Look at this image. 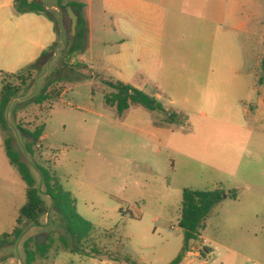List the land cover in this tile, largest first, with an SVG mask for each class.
Returning <instances> with one entry per match:
<instances>
[{
  "label": "rangeland",
  "instance_id": "obj_1",
  "mask_svg": "<svg viewBox=\"0 0 264 264\" xmlns=\"http://www.w3.org/2000/svg\"><path fill=\"white\" fill-rule=\"evenodd\" d=\"M35 1L57 19L61 41L30 68L0 67V94L7 85L16 90L6 112L9 129L0 128V236L12 240L23 229L0 250V264L11 258L23 264L24 243L40 235L52 248L36 264H161V249L182 233L187 188L225 192L203 238L257 251L264 261V118L254 116L264 87V0H143V8L139 0H93L106 13L92 19L89 48L68 61L70 17L60 9L59 17L55 0ZM221 9L223 19L215 14ZM104 81L159 93L177 121L165 122V114L139 104L119 115L105 101ZM50 82L49 98L35 102ZM152 125L166 131L158 133L161 144L144 139ZM39 127L44 131L30 154L32 139L20 128ZM7 137L46 203L40 225L18 222L27 185L6 155ZM37 164L56 173L94 225L82 252L61 244L65 230ZM214 254L190 257L188 264H217L221 255Z\"/></svg>",
  "mask_w": 264,
  "mask_h": 264
},
{
  "label": "trees",
  "instance_id": "obj_2",
  "mask_svg": "<svg viewBox=\"0 0 264 264\" xmlns=\"http://www.w3.org/2000/svg\"><path fill=\"white\" fill-rule=\"evenodd\" d=\"M67 6H71L78 16V25L76 36L72 46L67 53L66 60H70L76 53H84L89 48V28L85 17V5L81 2L70 0H55V7L67 13ZM15 9L17 13L23 14L28 12L44 13L51 21L55 23V28L58 31V22L53 14L48 10L47 6L36 2L35 0H15ZM60 46V42H55L41 55L40 60L54 53ZM35 64L29 66L32 67ZM52 83H48L42 93L35 98V102L42 103L49 98L48 89ZM104 84L110 89V92L105 94L106 103L115 108L119 115H122L132 105L139 104L151 110L158 111L166 115L165 122H175L179 117L177 113L168 111L158 98L147 94L145 91L133 86L132 84L122 81L111 82L104 81ZM16 90L7 85L3 88L0 94V128L7 132L9 123L6 117L7 107L11 98L15 97ZM22 133L32 140L26 143V149L30 154H33V148L43 134L44 127H39L34 131L20 128ZM6 155L10 163L14 165L27 185L26 203L19 210L18 222L23 219L40 225L41 218L48 213L46 203L41 195V190L37 184V180L30 171L27 163L20 158V153L12 146V138L7 137L4 140ZM37 168L41 175V181L44 186V194L51 198L52 208L65 230V234L59 239L64 249L71 252H82L83 243L88 240L94 231V225L82 217L76 205V199L73 194L66 190L60 182L56 173L49 168L37 164ZM224 191L222 189L214 190H192L184 189L181 207L180 227L183 230V246L179 254L169 264H180L187 252L190 251L193 243L199 240L201 231L206 227V219L213 208L222 201ZM234 199L236 195L232 196ZM22 228H16L13 232L14 239H10L11 234L4 233L0 236V250L6 246H12L21 237ZM52 246L48 242L46 244H38L36 238L27 240L24 243V259L23 264H36L37 259L45 258L50 252ZM93 251L96 249L93 248Z\"/></svg>",
  "mask_w": 264,
  "mask_h": 264
},
{
  "label": "crops",
  "instance_id": "obj_3",
  "mask_svg": "<svg viewBox=\"0 0 264 264\" xmlns=\"http://www.w3.org/2000/svg\"><path fill=\"white\" fill-rule=\"evenodd\" d=\"M31 1V0H29ZM70 0H65V2ZM81 2L85 5V17L88 22L89 28V43L91 37V24L93 17L101 18V13H106V10L93 7V0H87V2L75 0ZM116 1V0H108ZM140 5L143 8V0H139ZM149 5H153L151 2ZM237 8V6H236ZM59 12V8L55 7ZM237 9L232 10L230 13L231 18H236L238 16ZM121 12H124L121 9ZM215 14L223 19L226 13L223 9ZM60 17V12L58 13ZM61 41V36L55 28V23L51 21L44 13L39 12H28L19 14L15 9V0H0V67H5L8 69H23L30 65L38 62L41 55L55 42ZM16 72L11 71L9 74ZM261 79L259 80V83ZM157 97L160 98L161 95L158 93ZM165 107V106H164ZM254 116L257 120L264 118V87L262 92H259L258 103L254 112ZM155 124V122H153ZM152 129H149L151 137L146 136L144 139L146 142L161 144V136L158 134L166 133V131L161 127H155L152 125ZM147 132V130H146ZM152 139V140H151ZM156 141V142H155ZM248 232L249 228L246 227ZM253 234V243H257V234L251 231ZM183 230L181 235L177 237V240L171 246H167L161 249L160 256L163 259L161 264H169L181 251L183 246ZM205 240V243L203 241ZM203 248V253H205L204 248H207L209 254L213 257L214 252L219 251L221 259L217 264H264V261L258 256L257 251L254 252H241L235 248L221 242L220 240H207L200 236L199 240L193 243L189 252H187L183 261L180 264H188L190 257H196L194 255V250H200V244ZM256 250V246L251 248V251ZM38 260V259H37ZM15 258H11V264H16Z\"/></svg>",
  "mask_w": 264,
  "mask_h": 264
},
{
  "label": "water",
  "instance_id": "obj_4",
  "mask_svg": "<svg viewBox=\"0 0 264 264\" xmlns=\"http://www.w3.org/2000/svg\"><path fill=\"white\" fill-rule=\"evenodd\" d=\"M67 14H68V16L71 19V35H72V37H71V39H70V41L68 43V46H67L65 54H67V52L70 50V48L72 46L73 40H74V38L76 36L77 25H78V16H77V14L75 13V11L73 10V8L71 6H67ZM36 239H37L38 244L42 245L44 243V241H45V236L40 235ZM204 251H205V253L207 255L209 254V251H208L207 248H204Z\"/></svg>",
  "mask_w": 264,
  "mask_h": 264
},
{
  "label": "built area",
  "instance_id": "obj_5",
  "mask_svg": "<svg viewBox=\"0 0 264 264\" xmlns=\"http://www.w3.org/2000/svg\"><path fill=\"white\" fill-rule=\"evenodd\" d=\"M203 243H205V240L203 241ZM203 243L200 244V250L199 249H195L194 250V255L196 257H200V258H203V259H211L212 256L210 254L205 256V254L203 253V248L201 247V245H203Z\"/></svg>",
  "mask_w": 264,
  "mask_h": 264
}]
</instances>
